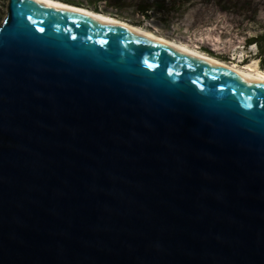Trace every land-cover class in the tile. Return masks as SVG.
I'll list each match as a JSON object with an SVG mask.
<instances>
[{
  "label": "water",
  "instance_id": "obj_1",
  "mask_svg": "<svg viewBox=\"0 0 264 264\" xmlns=\"http://www.w3.org/2000/svg\"><path fill=\"white\" fill-rule=\"evenodd\" d=\"M0 264H264V85L9 0Z\"/></svg>",
  "mask_w": 264,
  "mask_h": 264
},
{
  "label": "rangeland",
  "instance_id": "obj_2",
  "mask_svg": "<svg viewBox=\"0 0 264 264\" xmlns=\"http://www.w3.org/2000/svg\"><path fill=\"white\" fill-rule=\"evenodd\" d=\"M57 1L152 30L227 63L259 62L254 56L258 47L248 42L264 31V0ZM8 2L0 0V25L7 16Z\"/></svg>",
  "mask_w": 264,
  "mask_h": 264
},
{
  "label": "bare ground",
  "instance_id": "obj_3",
  "mask_svg": "<svg viewBox=\"0 0 264 264\" xmlns=\"http://www.w3.org/2000/svg\"><path fill=\"white\" fill-rule=\"evenodd\" d=\"M32 1L37 2L43 6H48L57 10L87 15L93 18L94 20H96L97 22L104 23L106 25L112 26L114 28H117L125 32L142 36L150 41L157 42L171 49H174L184 54L185 56L195 58L201 61L209 62L213 65H216L218 68L228 71L236 76L247 78L261 85H264V70L259 68V62L257 61H253L252 64L244 63L242 66H239L236 63H227L222 60H218L214 57H211L201 51L191 49L178 42L159 36L157 33L152 32V30H147L129 24L128 22H123L117 18L108 17L107 15H103L82 7L69 5L56 0H32Z\"/></svg>",
  "mask_w": 264,
  "mask_h": 264
},
{
  "label": "trees",
  "instance_id": "obj_4",
  "mask_svg": "<svg viewBox=\"0 0 264 264\" xmlns=\"http://www.w3.org/2000/svg\"><path fill=\"white\" fill-rule=\"evenodd\" d=\"M57 1V0H56ZM61 2V1H60ZM64 3V2H63ZM67 4V3H66ZM70 5V4H69ZM74 6V5H73ZM83 8V7H82ZM86 9V8H85ZM95 12V11H94ZM98 13V12H97ZM101 14V13H100ZM103 15H105V14H103ZM108 17H112V16H110V15H107ZM112 18H116V17H112ZM118 19V18H117ZM120 20V19H119ZM121 21H123V20H121ZM123 22H126V21H123ZM130 24V23H129ZM172 41H174V40H172ZM176 42V41H175ZM178 43H180V44H182V45H184V46H186V47H189V46H187L185 43H182V42H178ZM248 44L250 45V46H252V45H256V47H258V53L256 54V55H254V56H257V59L256 60H258L259 61V65H260V68L262 69V70H264V31H263V33H261V34H259L258 36H256V37H254V38H252V39H250L249 40V42H248ZM189 48H191V47H189ZM192 49V48H191ZM195 50H197V49H195Z\"/></svg>",
  "mask_w": 264,
  "mask_h": 264
}]
</instances>
